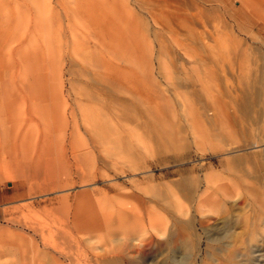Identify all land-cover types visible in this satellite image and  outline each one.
I'll return each instance as SVG.
<instances>
[{"label":"rangeland","instance_id":"374dc122","mask_svg":"<svg viewBox=\"0 0 264 264\" xmlns=\"http://www.w3.org/2000/svg\"><path fill=\"white\" fill-rule=\"evenodd\" d=\"M263 116L264 0H0V264H264Z\"/></svg>","mask_w":264,"mask_h":264},{"label":"bare ground","instance_id":"6f19581e","mask_svg":"<svg viewBox=\"0 0 264 264\" xmlns=\"http://www.w3.org/2000/svg\"><path fill=\"white\" fill-rule=\"evenodd\" d=\"M116 82H118V84L120 86H124V87L127 86L128 84H130V83H127L126 80H118ZM261 119H262V122L264 123V116L258 118V120H261ZM82 126H83L86 134H90L89 136L91 137V139L93 137L98 136L97 126H95V125H82ZM67 128H68V125L65 126V129H67ZM108 129L111 132H114L115 127L113 125L108 126ZM39 137H41V136H39ZM64 137H66V134H64ZM21 140H22L21 142H19L17 139L15 140V143H14L15 147L22 146L24 136H22ZM7 165L8 164H6V166ZM199 212L205 214V213L209 212V209L205 204H203L200 206ZM206 221H209V219H207V217L203 218L200 221V227H201L203 234L207 237L206 239L209 243L208 247L213 248V250L210 253H207L205 255L204 259L206 261H208L210 264H214L218 260V258L221 259V257L223 255H225L224 259L227 261V263L232 264L235 261V258L237 257L239 252L236 253L234 251L236 249L233 248V246H230V243L228 240H230L232 238V235H233V232H235V228H236L237 223L235 222V220L232 217L228 218V219L224 218V219L220 220V222L214 226H207ZM189 223L191 224V221ZM193 234L195 235V233H193ZM227 241H228L229 246H227L226 247L227 249H225L223 245H227ZM193 248H195L194 241L188 240L187 237L178 235L176 237V239L174 240V251L172 252L173 255L171 258L174 261V264H189V262L191 261V258H193V252H192ZM258 249L255 251H250V250L246 249L244 251V254H246V253H249V254L257 253V252H259ZM241 257H242V255H241ZM252 263H255V260H253Z\"/></svg>","mask_w":264,"mask_h":264}]
</instances>
